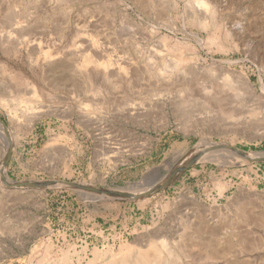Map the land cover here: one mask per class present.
I'll use <instances>...</instances> for the list:
<instances>
[{
    "label": "rangeland",
    "instance_id": "obj_1",
    "mask_svg": "<svg viewBox=\"0 0 264 264\" xmlns=\"http://www.w3.org/2000/svg\"><path fill=\"white\" fill-rule=\"evenodd\" d=\"M193 1L0 0V264H264V0Z\"/></svg>",
    "mask_w": 264,
    "mask_h": 264
},
{
    "label": "bare ground",
    "instance_id": "obj_2",
    "mask_svg": "<svg viewBox=\"0 0 264 264\" xmlns=\"http://www.w3.org/2000/svg\"><path fill=\"white\" fill-rule=\"evenodd\" d=\"M193 2L196 6L198 5L199 7H202L205 9L210 8V5L212 3L208 0H194ZM37 97H38V94L35 93L34 98H37ZM34 107H35V105H34ZM34 107L31 105H27V108L25 110H27V112H28V111H31L32 109H34ZM0 123H1L0 124L1 128L2 129L4 128V130H5L6 127L2 124L1 121H0ZM210 145L211 146H222L228 151H237L238 153H241L244 156L248 155L249 156V157L247 156L248 158H255V159L256 158H264V152L243 154L242 152H240L236 148L234 149L233 146L228 145L226 143L220 142V143H215V144L212 143ZM221 153H224V152H221ZM2 170L4 171V168ZM2 177L4 178V181L6 183H11V179L8 176H6L5 174H3ZM14 185H16V182H14ZM142 239H144L146 242H148V247L146 249H136L133 251L134 252L133 255L130 253L131 251H129V249H128L127 251L116 256L115 258L107 260L103 264H175L176 262L179 261V259L182 258V256H180V255L183 253H181L179 250H176L174 247L170 246L168 243H163V244L157 243L156 241L151 240L150 237L147 235H144L141 238V241H142ZM128 252L130 254V257H128L126 255ZM212 254H213V255H211L212 257H216L213 252H212ZM95 255H96L95 258L98 257L99 251L95 250ZM93 261H94L93 259L90 260L89 264L92 263Z\"/></svg>",
    "mask_w": 264,
    "mask_h": 264
},
{
    "label": "water",
    "instance_id": "obj_3",
    "mask_svg": "<svg viewBox=\"0 0 264 264\" xmlns=\"http://www.w3.org/2000/svg\"><path fill=\"white\" fill-rule=\"evenodd\" d=\"M3 124V120H0ZM221 148H224L222 146H213L210 148V150H219ZM242 152H245L244 150L239 149ZM198 157V155H195L193 157H191L188 161H186L184 164H180V166L175 167L174 169H172L170 172H168L164 178L162 179V181L160 182V184H157V186L155 188H151L149 190H145L142 193L138 194V195H134L131 198H139V197H144V196H151L153 194H155L156 192H158L159 190H161L163 187L167 186L170 182H172L173 180H175V178L184 170H186L189 166H191L193 164V162L196 160V158ZM264 160V159H263ZM54 183L53 181H44V182H25V181H21V182H17L16 181V186H29V187H41V186H46L49 184ZM67 185L77 188V189H84V190H91V191H95V192H100V193H106L109 195H114V196H118L121 198H130L128 197L127 194L125 193H119V192H114V191H109V190H105V189H100V188H95L92 186H87V185H83V184H79L77 182H65Z\"/></svg>",
    "mask_w": 264,
    "mask_h": 264
}]
</instances>
